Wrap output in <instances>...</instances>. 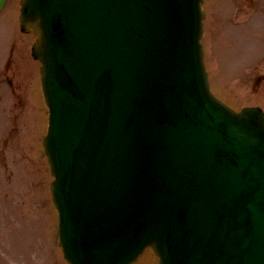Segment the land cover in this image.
<instances>
[{
    "label": "water",
    "instance_id": "obj_1",
    "mask_svg": "<svg viewBox=\"0 0 264 264\" xmlns=\"http://www.w3.org/2000/svg\"><path fill=\"white\" fill-rule=\"evenodd\" d=\"M201 3L21 0L70 264H264V116L210 96Z\"/></svg>",
    "mask_w": 264,
    "mask_h": 264
},
{
    "label": "rangeland",
    "instance_id": "obj_2",
    "mask_svg": "<svg viewBox=\"0 0 264 264\" xmlns=\"http://www.w3.org/2000/svg\"><path fill=\"white\" fill-rule=\"evenodd\" d=\"M238 2L239 0H205L203 5L208 16L205 21L206 30L203 42L211 91L216 97L236 110L253 105L264 108V79H257L261 72L257 71L249 75L247 73L250 68H246V75L240 74L244 64L252 63L254 65L257 61L264 59V0H256L254 7L249 9L245 16H239L232 20L233 7ZM246 2V0L242 1L240 10L245 9ZM17 11V4L13 1L10 8L8 6L0 15V56L5 45H9L12 38L16 39L14 44L16 50L19 48L20 54L17 63L9 65L8 75L5 74L6 82H11V87L12 84L13 87L16 85L18 87L15 94L7 92L9 101L7 108L0 101V112L6 110L8 117L13 115V119L19 120V125L24 124L22 125L23 135L20 138V143L17 142L23 148L24 158L14 161L13 174L17 173L19 167L26 165L25 171L17 174V179L30 188L33 175L31 160L34 157L29 152L33 145L37 146L43 130L40 127H35L34 124L31 125L34 119L35 123L38 122L37 112L40 109V98L37 96L38 81L34 79V74H37L39 68H37L36 61L28 54L32 42L31 36L23 35L18 31ZM21 62H23V71L21 66L19 67ZM261 62L262 60L257 63L259 70L264 68ZM22 77L28 83L26 89L28 96H25L18 84V78ZM6 84L10 91V83ZM26 106L28 109L25 111ZM40 115L42 118L44 117L42 112ZM3 123L5 122L0 114L1 127ZM20 135L21 132L17 136ZM15 140L16 134L14 146ZM49 180L51 177L46 170L44 186ZM15 186L17 185L15 184ZM12 188L11 177L4 182L0 178V190L3 191L0 197L2 196L5 200L0 202V249L5 252L1 260L8 263L23 261V264H31L33 259L39 257L43 264H65L60 250L56 247V221L54 212L49 206L48 191L44 196L46 204L44 218H34V214H30V218H26L22 217L23 213L27 212L26 209L21 211L16 205L13 206L9 202ZM13 195V198L17 199L16 191ZM20 214L21 218H19ZM134 264H153V256L147 252L141 255Z\"/></svg>",
    "mask_w": 264,
    "mask_h": 264
}]
</instances>
